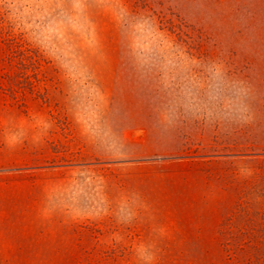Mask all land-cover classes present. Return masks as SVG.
Returning a JSON list of instances; mask_svg holds the SVG:
<instances>
[{"label": "rangeland", "instance_id": "obj_1", "mask_svg": "<svg viewBox=\"0 0 264 264\" xmlns=\"http://www.w3.org/2000/svg\"><path fill=\"white\" fill-rule=\"evenodd\" d=\"M0 264H264V0H0Z\"/></svg>", "mask_w": 264, "mask_h": 264}]
</instances>
